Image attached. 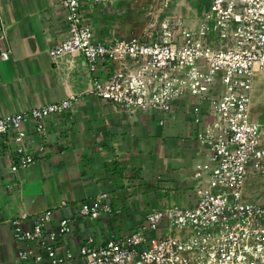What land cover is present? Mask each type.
Wrapping results in <instances>:
<instances>
[{"label":"built area","instance_id":"1","mask_svg":"<svg viewBox=\"0 0 264 264\" xmlns=\"http://www.w3.org/2000/svg\"><path fill=\"white\" fill-rule=\"evenodd\" d=\"M115 1L63 0L67 37L49 55L82 56L94 75L92 93L127 113H171L176 101L191 98L192 122L203 125L197 140L204 161L194 166L196 202L153 209L134 231L103 243L87 236L77 255L65 245L73 218L53 222L46 210L0 220L11 228L18 262L264 264V204L245 192L250 176H264V122L251 116L252 79L264 77V0H209L194 21L180 14L178 0H131L141 6L148 26L140 35L97 40L82 8ZM3 31L0 20V42ZM0 59L8 60L9 52L2 49ZM104 64L111 66L108 76L95 77ZM74 98L0 116V135L9 136L14 147L12 172L34 161L26 146L27 124L45 137V120L66 113ZM108 197L101 193L77 204L76 216L94 221L119 213Z\"/></svg>","mask_w":264,"mask_h":264},{"label":"crops","instance_id":"2","mask_svg":"<svg viewBox=\"0 0 264 264\" xmlns=\"http://www.w3.org/2000/svg\"><path fill=\"white\" fill-rule=\"evenodd\" d=\"M62 1L0 0V51L9 52L8 60L0 59V116L75 97L66 113L45 120V137L27 124L26 146L34 161L26 168L10 170L14 147L9 136L0 135V220L46 210L53 222L73 218L65 245L77 255L87 236L103 243L134 231L153 209L195 204L194 166L204 161L197 134L203 125L192 122L191 98L176 101L171 113H127L92 93L94 75L82 56L53 60L49 51L67 37ZM199 1L178 0L180 14L194 21L209 6L198 10ZM130 2L83 6V20L97 40L140 35L141 19L130 11ZM110 70L104 64L95 77L105 78ZM251 97V116L260 122L264 86L257 88L253 79ZM245 192L250 201L264 204V177L250 176ZM101 193L119 213L94 221L76 216L77 204ZM16 251L11 228L3 223L0 264H20Z\"/></svg>","mask_w":264,"mask_h":264},{"label":"rangeland","instance_id":"3","mask_svg":"<svg viewBox=\"0 0 264 264\" xmlns=\"http://www.w3.org/2000/svg\"><path fill=\"white\" fill-rule=\"evenodd\" d=\"M120 1V0H117ZM131 1V0H130ZM209 3V0H200L199 3L197 2L194 4V6L201 10L203 7H207ZM130 11L133 13L134 17L141 19V27L140 28H146L149 24L148 18L144 15V12L141 10V6L138 3H135L131 1L130 3ZM142 31V30H141ZM253 81L256 83L257 88H262L264 86V77H262L260 74H257L256 77L253 78ZM258 112V110H256ZM260 122H264L263 118H260ZM264 177V176H260ZM258 203V202H256Z\"/></svg>","mask_w":264,"mask_h":264}]
</instances>
